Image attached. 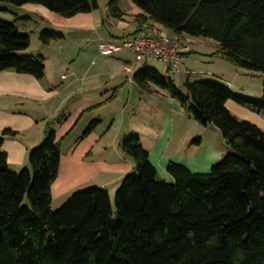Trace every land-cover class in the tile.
I'll return each instance as SVG.
<instances>
[{
  "label": "trees",
  "instance_id": "16d2710c",
  "mask_svg": "<svg viewBox=\"0 0 264 264\" xmlns=\"http://www.w3.org/2000/svg\"><path fill=\"white\" fill-rule=\"evenodd\" d=\"M0 1L39 4L63 17L98 8L97 0ZM131 1L140 10L134 32L152 22L167 32L213 40L217 54L262 73L261 98L189 78L181 92L167 73L138 65L131 79L141 90H166L197 123L215 126L231 151L206 172L169 160L171 180H165L139 137L125 135L119 149L133 169L121 178L113 202L105 188L91 185L52 210L51 183L59 167L54 132L30 150L29 167L18 172L8 168L0 136V264H264V133L225 106L231 99L264 114V0ZM106 8L113 18L123 15L117 0H108ZM61 37L48 28L38 33L42 44ZM28 45V33L0 18V71L42 78L43 56L19 53ZM96 123L90 121L80 137Z\"/></svg>",
  "mask_w": 264,
  "mask_h": 264
},
{
  "label": "crops",
  "instance_id": "0c3cea01",
  "mask_svg": "<svg viewBox=\"0 0 264 264\" xmlns=\"http://www.w3.org/2000/svg\"><path fill=\"white\" fill-rule=\"evenodd\" d=\"M117 1L123 13L120 19L109 16L107 8L101 9L99 5L92 12L63 17L39 4L26 3L19 6L21 9L19 13L13 14L26 26L29 24L33 26V33L48 28L62 35L59 40L48 44L38 41L35 46H31L29 38L28 47L19 52L24 55L43 56L42 78L38 79L27 73L0 71L1 150L6 154L8 168L14 172L28 168V153L44 139L48 131H53L59 141V167L51 183L52 202L57 200L62 203L73 189L85 185L103 187L108 193L114 191L121 178L133 169L131 157L123 154L119 149L120 140L127 134L138 135L156 171L160 172L163 179L171 180L165 171V166L172 159L171 151H175L179 145L178 142H172L175 120L168 118L170 113H166L167 120L161 124H156L154 119L157 111L167 109V105L174 106L175 110L179 111L168 93L152 85L148 90H141L133 79H128L127 70L133 67L130 51L126 50L125 54L117 57L121 71L111 72L112 76H116L114 87L104 85L100 88L101 86L97 85L93 89L82 91L77 97L71 90V85L77 82L79 77L76 76L75 69L78 66L77 60L79 62L82 54L101 58L103 56L97 51L101 40H119L137 33L134 32L136 27L134 16L140 10L131 0L127 8L122 7L120 0ZM153 24L150 22L146 27L157 26ZM196 38L198 37L191 39ZM190 50L182 55L178 70L188 59V54L194 50L193 47ZM75 53L78 55L73 56ZM159 63L161 73H167L163 63ZM91 64L90 58L79 80L84 77L95 78L106 73L98 69L90 75L88 70ZM187 72L189 76L194 73L188 70ZM183 73L186 75L185 72ZM239 74L243 76L244 73ZM114 88L116 92L112 94ZM243 89L242 93L261 98V89L255 91L249 88ZM111 94L112 97L106 101ZM112 102L116 103L115 105L120 103L122 107L121 117L118 118L122 123L124 135L117 142V146L115 143L107 145L103 137L108 129L107 126L102 132L100 128L94 126L93 131L80 137L90 121L96 120L99 125L102 123L104 107L102 104ZM225 106L238 119L255 124L264 133V114L248 110L231 99L226 100ZM5 129L12 131V134H2ZM116 137L117 135L115 139ZM206 149V153L189 157L182 163L191 171L205 169L206 165L212 164L211 161L218 154L214 148Z\"/></svg>",
  "mask_w": 264,
  "mask_h": 264
},
{
  "label": "rangeland",
  "instance_id": "374dc122",
  "mask_svg": "<svg viewBox=\"0 0 264 264\" xmlns=\"http://www.w3.org/2000/svg\"><path fill=\"white\" fill-rule=\"evenodd\" d=\"M108 0H97V3L101 9H106L105 5ZM122 7L127 8L128 3L130 0H120ZM21 9L19 6L12 4L7 1H0V18L6 20L8 22L14 23L21 32H26L29 35L31 40V46H35L38 44V33L37 31L33 33V26H26L24 22L19 19H13L15 13H19ZM191 39V38H190ZM192 40V39H191ZM193 51L188 54V59L184 61V65L179 68L178 72H176L173 82H175L178 89L181 92H184L183 83L186 78L190 80H203V81H213L224 85L225 87L229 88V90L237 95L244 96L246 98H252L254 100H259L256 97H251L242 93L241 91L243 88H249V90H256L261 89V82H262V73L258 71L247 70L241 67L236 66L230 60L222 57L221 55L215 52L216 49V42L209 38L198 37L192 40ZM191 51V50H189ZM188 51V52H189ZM187 52V53H188ZM120 54H125L124 51L114 54L113 56H91L90 54H82L83 56L79 58V62L77 60V68L76 76L80 77L83 74L85 68L89 64V60L91 58L92 64L89 67L88 73H93L98 69H102V71L106 72L101 76L92 78H82L79 80L77 78V82L71 85L72 92L76 93L75 96H79L78 94L82 93L84 90L93 89L95 86L99 85L102 88L104 85L106 87H114L116 84V76L111 74L112 71H121L119 68V57ZM78 53H75L73 56H77ZM100 55V54H99ZM72 56V57H73ZM91 56V57H90ZM102 56V55H100ZM142 64H146L157 71L161 72V65L159 62H156L152 59H148L143 61ZM141 64V65H142ZM188 71H193L190 76L188 75ZM187 72L184 75L183 72ZM244 73L243 76L239 73ZM91 75V74H90ZM162 90V89H161ZM160 90V91H161ZM245 90V89H243ZM110 91V90H109ZM164 93H168L166 90H162ZM174 104L179 112H177L171 105H167V109H161L157 111L155 117V123L161 124L163 121L165 122L167 119L165 118L166 113H170L171 120H175V125L173 129L172 135V142H178L177 148L175 151H171V157L173 161L180 162L186 161L185 159H189V157H194L198 154H204L207 151V147H211L215 149V152L218 151V154L214 157L211 161L212 164L217 162L224 154L231 151V148L225 143L224 139L222 138L219 130L213 126L212 124L202 125L197 123L190 113H186L183 108L180 106L179 102L173 99ZM107 104V103H106ZM102 104V116L103 121L100 123H96L95 127L97 129L100 128V132L104 130L107 126L108 129L105 131V135H103L107 145H112L115 143L117 146V142H119L122 135V123L118 116L120 115V108L121 104L115 105L116 103L112 102L109 104ZM106 105V106H105ZM183 112H181V110ZM130 110V108H127ZM166 111V112H165ZM86 118V117H85ZM189 119V120H188ZM85 120V119H84ZM99 125V126H98ZM94 128L92 129V131ZM117 135L116 139L115 136ZM130 135V134H127ZM137 135V134H135ZM138 136V135H137ZM115 139V140H114ZM179 140V141H178ZM116 148V147H115ZM199 155V156H200ZM183 164V163H182ZM212 164L206 165V168L203 170H199L197 172H206L209 170ZM202 168V167H201ZM157 176L162 178L160 172L157 171ZM91 186L85 185L83 187H77L69 193L72 194L74 191L79 190L81 188ZM114 190V189H113ZM116 190V188H115ZM114 191H109V197L111 202H113ZM67 197V198H68ZM66 198V199H67ZM65 199V200H66ZM64 201L61 203L59 201H53L51 199V209L56 210L58 209Z\"/></svg>",
  "mask_w": 264,
  "mask_h": 264
},
{
  "label": "built area",
  "instance_id": "2783aa9c",
  "mask_svg": "<svg viewBox=\"0 0 264 264\" xmlns=\"http://www.w3.org/2000/svg\"><path fill=\"white\" fill-rule=\"evenodd\" d=\"M192 46V40L186 36L167 32L160 27H145L129 38L119 40H101L98 54L111 56L121 51H130L133 67L129 68L128 79L132 78L134 69L143 61L152 59L163 63L168 76L173 79L178 70L182 55Z\"/></svg>",
  "mask_w": 264,
  "mask_h": 264
}]
</instances>
